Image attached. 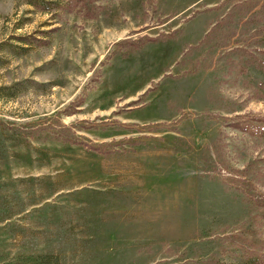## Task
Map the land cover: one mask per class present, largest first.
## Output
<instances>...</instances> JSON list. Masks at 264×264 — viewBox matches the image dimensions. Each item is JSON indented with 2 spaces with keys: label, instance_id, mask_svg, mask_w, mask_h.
<instances>
[{
  "label": "rangeland",
  "instance_id": "rangeland-1",
  "mask_svg": "<svg viewBox=\"0 0 264 264\" xmlns=\"http://www.w3.org/2000/svg\"><path fill=\"white\" fill-rule=\"evenodd\" d=\"M0 264H264V0H0Z\"/></svg>",
  "mask_w": 264,
  "mask_h": 264
}]
</instances>
